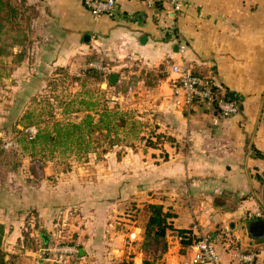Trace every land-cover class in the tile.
<instances>
[{
	"label": "crops",
	"instance_id": "0c3cea01",
	"mask_svg": "<svg viewBox=\"0 0 264 264\" xmlns=\"http://www.w3.org/2000/svg\"><path fill=\"white\" fill-rule=\"evenodd\" d=\"M25 1L34 15L14 85L34 87L52 70L89 66L97 74L89 82L147 113L162 140L151 149L162 155L128 161L123 184L113 175L85 182L57 173L12 187L9 202L0 197L7 264H51L59 223L77 249L67 264H188L194 243L182 245L175 232H167L165 251L145 242L150 203L174 215L175 229L214 240L219 264H236L238 253L264 264V230L253 235L264 220L255 216L264 207V0H184L175 12L166 0H114L112 15L97 16L82 0ZM172 64L205 78L238 112L221 117L215 101L176 105ZM26 232L32 248L22 242Z\"/></svg>",
	"mask_w": 264,
	"mask_h": 264
},
{
	"label": "rangeland",
	"instance_id": "374dc122",
	"mask_svg": "<svg viewBox=\"0 0 264 264\" xmlns=\"http://www.w3.org/2000/svg\"><path fill=\"white\" fill-rule=\"evenodd\" d=\"M3 1L15 6L17 27L2 34V41L11 44L14 40L20 42L8 47L7 54L0 55V197L4 205L9 202L7 194L10 189L26 181H40L46 179L47 175L55 176L57 173H77L80 181L88 182L97 176L104 178L113 175L117 183L123 184L127 164H130L128 161H157L162 153L151 148L162 140L157 138L147 113H141L142 109L137 105L126 108L127 101L117 100L112 88L108 89L105 85L100 87L91 80L89 82L88 78H97L89 66L52 70L42 75L34 87L23 86L19 90L14 85L12 70L20 59L27 56V32L34 11L25 0ZM86 103L92 105L89 106L91 112L99 111L104 106L117 113L110 136L90 141L94 151L86 154L82 150L76 152L73 145L67 143L65 146L62 141L61 145L42 140L35 145L29 143L39 130L54 134L56 122H78L86 113ZM125 207L122 210H131L130 205ZM71 212L74 213V209ZM31 224L26 222L28 230ZM67 230L68 227L61 223L56 224L51 235L54 240L50 241L49 247L61 241L67 243L70 235ZM22 242L27 248L33 247L32 236L28 232ZM37 244L43 246L40 239ZM2 246L4 258L7 256V261L12 260Z\"/></svg>",
	"mask_w": 264,
	"mask_h": 264
},
{
	"label": "trees",
	"instance_id": "16d2710c",
	"mask_svg": "<svg viewBox=\"0 0 264 264\" xmlns=\"http://www.w3.org/2000/svg\"><path fill=\"white\" fill-rule=\"evenodd\" d=\"M15 10V6L10 2L0 0V55L7 54L6 52L8 47L13 46V44L20 43L17 40H14L12 44L7 43L6 41H2L1 37L2 34H6L5 32L12 31L15 27H17L15 26ZM95 77H97L96 72ZM214 96L215 99H219L221 97L217 90H214ZM89 106L92 105L86 103V107L84 109L86 113L80 117L78 122H56L54 134H51V132H48L47 130H39L35 134L34 139L29 141V143L35 145V143H38L39 140H42L61 145L60 142L62 141L61 143L65 146L67 143L73 145L76 152H80L82 150V152L86 154L89 151H94L95 148L90 145V141H97L99 137L107 138L110 136L111 131L114 129L113 119L116 118L117 113L104 106L99 111L91 112L89 110ZM121 118L122 116H120V119ZM147 211L149 215L144 226V239L146 243H150L154 250H166L165 237L168 231L175 232L180 238L182 245H191L200 239V237L193 235L190 229H175L171 224V219L174 215L169 211L164 210L162 205L150 203L147 205ZM2 233V229L0 228V264H7V261H5L4 258L5 255L1 249ZM59 244L69 243L61 241ZM121 264L126 263L122 262ZM143 264L148 263L144 261Z\"/></svg>",
	"mask_w": 264,
	"mask_h": 264
},
{
	"label": "built area",
	"instance_id": "2783aa9c",
	"mask_svg": "<svg viewBox=\"0 0 264 264\" xmlns=\"http://www.w3.org/2000/svg\"><path fill=\"white\" fill-rule=\"evenodd\" d=\"M166 1L173 12L181 10L184 2V0ZM82 3L94 16L100 14L112 15L114 13V0H82ZM183 48L184 46L181 45L180 52L183 51ZM91 66L99 68L96 64ZM169 71L174 75V81L177 84V89L174 92V103L176 105L190 107L196 100L206 101L207 103L215 101L221 117H230L238 112V106L234 101L222 98L215 99L213 88L205 78L176 64H172ZM251 216V214H248V217ZM255 216L264 217V207L263 212L255 213ZM133 236L135 235L130 234V237ZM193 248L194 252L188 264H219L214 249V240L211 238L201 237L194 243ZM47 253L51 259V264H67L77 254V249L69 244H55L47 250ZM236 264H256L254 255L252 253H238Z\"/></svg>",
	"mask_w": 264,
	"mask_h": 264
},
{
	"label": "water",
	"instance_id": "95a60500",
	"mask_svg": "<svg viewBox=\"0 0 264 264\" xmlns=\"http://www.w3.org/2000/svg\"><path fill=\"white\" fill-rule=\"evenodd\" d=\"M117 79V76L115 74H112L109 79H108V82L109 83H114ZM258 228H257V231L256 232H253V235L254 236H257V237H261L263 235V230H264V220L259 222L258 224ZM42 238L44 240H46V237L45 236H42Z\"/></svg>",
	"mask_w": 264,
	"mask_h": 264
}]
</instances>
